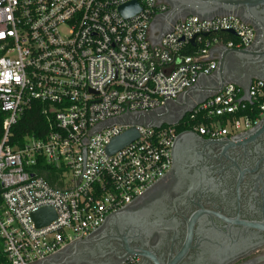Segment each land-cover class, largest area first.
Here are the masks:
<instances>
[{
    "label": "built area",
    "instance_id": "built-area-1",
    "mask_svg": "<svg viewBox=\"0 0 264 264\" xmlns=\"http://www.w3.org/2000/svg\"><path fill=\"white\" fill-rule=\"evenodd\" d=\"M132 2L140 10L125 19L119 8ZM168 9L160 0H0V264L41 261L129 205L169 170L179 125L207 140L232 139L263 117L264 81L253 80L249 101L227 84L176 125L129 124L216 70L206 57L221 41L207 36L232 32L227 49L255 42L252 26L223 15L180 19L151 45L150 26ZM35 102L48 133L18 139L12 129ZM130 128L137 138L107 155ZM42 208L56 217L37 228L31 214Z\"/></svg>",
    "mask_w": 264,
    "mask_h": 264
},
{
    "label": "flooded vegetation",
    "instance_id": "flooded-vegetation-1",
    "mask_svg": "<svg viewBox=\"0 0 264 264\" xmlns=\"http://www.w3.org/2000/svg\"><path fill=\"white\" fill-rule=\"evenodd\" d=\"M260 75L264 77V58L257 63L229 61L228 76L240 86ZM189 102L183 104L181 97L170 102L174 117L185 111ZM246 132H250L246 137L213 143L202 138L196 148L201 153L197 165L186 163L185 168L174 169L171 161L165 175L124 210L144 215L147 223L157 222L156 231L148 238L142 232L133 234L126 246L112 239L101 247L103 255L95 251L93 258L91 249L87 262L81 264H121L126 260L131 264H168L183 247L186 220L199 210L197 204L206 210L204 243L195 249L192 243L193 248L177 264H264V115ZM202 168L206 173L194 171ZM198 181L206 183V193ZM197 229L194 226L193 233Z\"/></svg>",
    "mask_w": 264,
    "mask_h": 264
},
{
    "label": "water",
    "instance_id": "water-1",
    "mask_svg": "<svg viewBox=\"0 0 264 264\" xmlns=\"http://www.w3.org/2000/svg\"><path fill=\"white\" fill-rule=\"evenodd\" d=\"M160 1L166 3L169 9L163 17L152 22L150 26L151 45H157L160 39L171 30L176 21L185 19L189 16H196L199 19L206 20L223 15L237 16L242 21L253 27L256 32V40L248 49H227L225 46L221 45L211 50V54L216 55L214 60L216 61V70L209 76H200L194 86L180 94L178 98L181 97L183 104L184 102L192 101L189 102V107L182 113L174 117V114L169 106L170 102L173 101H168L162 107L146 112L141 121H129V124L134 125L140 123L142 126L153 129H158L164 125H176L179 121H181L185 114L190 113L197 105L219 92L227 84H234L241 87L244 90V100L249 101L247 94L249 85L252 81L248 82L245 86H240L236 84L235 81L231 80L228 76L229 61L234 59L239 62L245 61L248 63H257L260 58H264V0ZM139 10L138 5L134 2L125 4L119 8L121 16L125 19L136 15ZM229 34L234 36L232 32H229ZM190 45H194L193 40L190 41ZM252 47L255 51H249ZM254 80L264 81V77L260 75ZM172 118L173 120H171ZM108 125V123L102 124L93 130L92 133L103 129ZM249 133L250 132H244L232 139L246 137ZM137 136V132L134 128L126 130L124 133L113 138L109 142L105 148L106 154L111 155L115 153L134 141ZM199 141H202V138L192 132H183L177 136L171 150V161L174 169H183L186 167V163H190V166L197 165V161H200L201 159V153L196 151V148L200 145L198 144ZM213 142L214 140H207V143ZM194 171L201 175L206 173V168L198 170L194 169ZM197 185L202 186L204 188L202 192L206 193V183L204 181H198ZM151 186H149L146 190H148ZM127 206L128 205L109 214L104 223L86 238L76 240L67 245L61 251L34 264H81L83 262H87V253L90 252L91 249V257L94 258L96 256L95 251H97L98 254L103 255L101 247L112 239L121 241L122 245L126 246L132 236H134L133 234L142 232L143 235L148 238L156 231L159 227L157 222L147 223L144 219V215L138 213H125L124 210ZM197 206L199 207V210L194 212L189 219L186 220L187 237L183 247L180 252L177 253L176 258L169 261L168 264H177L182 259L185 252L193 248L192 243L195 244L193 249L202 247L204 243V236H206V231L204 229L206 226V210H204L199 204H197ZM55 217V212L52 208H42L31 214V220L37 228L49 225ZM196 225L198 229L195 233H193L192 229ZM104 226L105 229L100 234L96 235V232ZM194 235L195 237L193 239Z\"/></svg>",
    "mask_w": 264,
    "mask_h": 264
},
{
    "label": "trees",
    "instance_id": "trees-1",
    "mask_svg": "<svg viewBox=\"0 0 264 264\" xmlns=\"http://www.w3.org/2000/svg\"><path fill=\"white\" fill-rule=\"evenodd\" d=\"M212 38H216L218 41L226 42L227 40H234V37L227 34H217L209 35L206 37L207 41H211ZM196 48L188 46L185 50V54L191 55L194 53ZM178 127V132H184L187 130V127ZM48 123L46 118L41 113V105L39 103H33L31 108L26 110L18 119L16 126L12 129V133L18 138L21 139L25 136H31L34 138H42L45 134L48 133ZM49 182L52 183L50 177H46ZM4 259V254L2 251V246L0 243V261Z\"/></svg>",
    "mask_w": 264,
    "mask_h": 264
},
{
    "label": "crops",
    "instance_id": "crops-1",
    "mask_svg": "<svg viewBox=\"0 0 264 264\" xmlns=\"http://www.w3.org/2000/svg\"><path fill=\"white\" fill-rule=\"evenodd\" d=\"M221 45H222V42H219L218 44L212 45V46L210 47V49H209V51H208V55H207V57H206V61L215 60L216 55L211 54V50H213V49H215V48H217V47H219V46H221Z\"/></svg>",
    "mask_w": 264,
    "mask_h": 264
}]
</instances>
